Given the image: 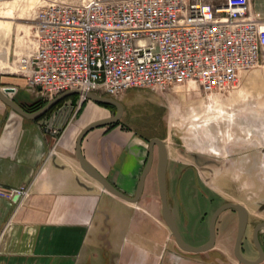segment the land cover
Here are the masks:
<instances>
[{"label": "crops", "instance_id": "1", "mask_svg": "<svg viewBox=\"0 0 264 264\" xmlns=\"http://www.w3.org/2000/svg\"><path fill=\"white\" fill-rule=\"evenodd\" d=\"M253 8L264 19L261 2ZM1 85H13L8 95L26 110L38 99L23 76ZM69 98L78 102L79 95ZM100 108L106 109L86 97L58 135L46 128L48 114L31 118L0 99V185L29 186L24 197L0 196V264H217L215 247L200 253L178 246L153 195V167L136 201L108 191L82 168L76 135L99 114L108 115ZM81 151L119 189L134 194L147 156V141L134 129L92 127ZM219 250L223 264H236Z\"/></svg>", "mask_w": 264, "mask_h": 264}, {"label": "built area", "instance_id": "2", "mask_svg": "<svg viewBox=\"0 0 264 264\" xmlns=\"http://www.w3.org/2000/svg\"><path fill=\"white\" fill-rule=\"evenodd\" d=\"M263 50L264 19L251 0H51L37 9L32 46L17 55L15 70L46 97L81 91L76 104L48 115L46 128L59 135L84 91L115 96L191 81L226 88ZM65 109L72 114L63 120ZM28 192L0 185L3 197Z\"/></svg>", "mask_w": 264, "mask_h": 264}, {"label": "rangeland", "instance_id": "3", "mask_svg": "<svg viewBox=\"0 0 264 264\" xmlns=\"http://www.w3.org/2000/svg\"><path fill=\"white\" fill-rule=\"evenodd\" d=\"M49 1L0 0V80L22 76L15 70V59L31 48L36 11ZM255 1L264 6V0H251L252 6ZM177 84L167 90L129 87L112 96L123 108L121 118L115 123L134 129L147 142L153 137L166 141L171 187L169 204L184 238L190 243L202 244L200 242L207 241L210 235L211 215L221 203L238 201L247 209L256 210L257 202L264 198V50L259 62L242 70L238 79L226 88L207 91L193 81ZM37 94L39 103L56 96L46 97L39 91ZM62 103L77 102L69 97L61 98L44 115L57 111ZM80 106L81 103L70 122L77 117ZM100 109L104 113L109 111ZM65 111L63 120L72 114L68 109ZM201 113H206L212 123L202 116L195 117ZM234 115L240 125L227 128L224 124ZM223 130L224 135L220 132ZM185 165L195 171V174H190L191 169L186 172L190 183L186 188L178 184ZM150 176L153 195L160 202L155 169ZM219 220L216 245L226 249L233 263L245 264L231 253L237 233L236 213L232 207L224 209ZM231 222L229 232H225ZM244 242L245 253L254 255L253 243L246 239ZM214 256L217 264H223L220 254L212 253Z\"/></svg>", "mask_w": 264, "mask_h": 264}, {"label": "water", "instance_id": "4", "mask_svg": "<svg viewBox=\"0 0 264 264\" xmlns=\"http://www.w3.org/2000/svg\"><path fill=\"white\" fill-rule=\"evenodd\" d=\"M15 87L13 85H1L0 86V99H2L6 104H8L10 107L14 108L16 111L20 112L21 114L36 118L41 115H43L51 105H53L56 101L59 99L65 97L66 95L73 94V93H81L79 89H66L53 98L46 101L43 105L40 107L33 109V110H26L22 105H20L18 102H16L11 96H9V92L13 91ZM85 97H88L90 99L96 100L98 102L102 103H112L116 106V112L113 115H105L101 118H98L96 120H93L83 126L80 131L76 135L75 139V153L78 157V160L80 162V165L82 168L92 177L97 179L102 186L107 189L108 191L123 197L130 201H136L140 197L146 174L151 168L153 155H154V149L153 144L155 143L157 145V166H156V175H157V185H158V192L160 196V205H161V214L163 219H165L167 225L171 229L172 234L175 237V240L178 244V246L185 250V251H192V252H201L208 250L212 248L215 244L216 240V221L218 215L226 208L234 207L238 209L239 211V227H238V236H237V243H236V256L238 259L246 264H257L261 259H251L249 257H246L243 255L239 248L240 240L243 236V233L246 228L247 224V209L245 205L241 204L240 202L236 201H224L221 203L213 212L212 217L210 219V235L207 241H205L202 244H193L187 241L181 230L179 229L178 223L176 221V218L173 214V211L171 209V206L169 204V198H168V185H167V165H168V147L165 140H163L160 137H153L149 139L148 141V149H147V156L145 163L143 165V168L141 170V173L138 177L135 192L133 195H129L119 189L113 182H111L104 174H102L83 154L81 151V139L83 135L92 127L109 124L112 122H115L118 120L122 114V104L121 102L109 95L99 94L92 91H84L83 92ZM255 235L257 237V230L255 231ZM258 242V240H257Z\"/></svg>", "mask_w": 264, "mask_h": 264}, {"label": "flooded vegetation", "instance_id": "5", "mask_svg": "<svg viewBox=\"0 0 264 264\" xmlns=\"http://www.w3.org/2000/svg\"><path fill=\"white\" fill-rule=\"evenodd\" d=\"M103 105H104V107H106L109 110L108 115H113L116 112V106L114 104L105 103ZM120 118H121V116H120ZM119 119L116 120L115 122L119 121ZM115 122H112V123H115ZM147 149H148V142H147ZM153 149H154V155H153L151 167H153V170L155 169V173H156L157 145L155 143L153 144ZM194 156H195V154H194ZM189 169H191L190 174H195V171L192 170L193 169L192 166L185 165V171L181 174V176L179 175V180H178L179 186H181V187L185 186V188L187 186L188 187L190 186V183H188V176L186 177V172H189ZM168 173H169V157H168V165H167V185H168V198H169V189L171 187L169 186L170 179H169ZM195 178H196V176H195ZM180 190L181 189L179 188V191ZM236 202H238V201H236ZM241 204H243V203H241ZM243 205H245V204H243ZM256 206H257L256 210H251V209H247V206L245 205V207L247 209V224H246V228H245V231L243 233V236L240 240L239 248H240L241 252L243 253V255H245L246 257H249L251 259H261L257 264H264V198L261 199L259 202H257ZM232 209L236 213L237 233H236V236H235L234 241H233L234 242L233 246L231 247V250H232L231 253H232L234 258H236L238 261H240L238 259V257L236 256V243H237L238 227H239V211H238V209H236L234 207H232ZM220 214L218 215L217 221H216V240H215V244L213 246V247H215V249L213 251L217 252V253H220L221 251L219 249H222L221 246L217 247V245H216L217 241L219 239L218 223L220 222V220H219ZM231 226H232V222L230 223V226L227 228V230H225V232H229L228 230H230ZM256 230H257V237L255 235ZM245 239L250 240L253 243L254 248L256 249V253L252 256H249L245 253V245H244ZM257 240H258V242H257ZM223 244H225V242H223Z\"/></svg>", "mask_w": 264, "mask_h": 264}, {"label": "bare ground", "instance_id": "6", "mask_svg": "<svg viewBox=\"0 0 264 264\" xmlns=\"http://www.w3.org/2000/svg\"><path fill=\"white\" fill-rule=\"evenodd\" d=\"M192 82V81H191ZM204 115H206V116H204ZM198 116H202V117H204L205 119H206V122H208V123H212V120L208 117V115L206 114V113H201V114H199V115H197V116H195V117H198ZM193 117V116H192ZM214 121V120H213ZM227 123L226 124H224L225 126H227V128H230V127H232V126H239L240 125V121H239V119H237L236 117H235V115L232 117V118H230V120H228V121H226ZM221 132V134L222 135H224L225 133H226V131L225 130H223V131H220ZM228 136V135H227Z\"/></svg>", "mask_w": 264, "mask_h": 264}, {"label": "trees", "instance_id": "7", "mask_svg": "<svg viewBox=\"0 0 264 264\" xmlns=\"http://www.w3.org/2000/svg\"><path fill=\"white\" fill-rule=\"evenodd\" d=\"M73 95H75V93L74 94H69V95H66L65 97H63V98H66V97H69V96H73ZM100 104H105V103H102V102H99ZM44 103H39L38 101H34L32 104H30L29 105V107L27 108L28 110H33V109H36V108H38V107H40L41 105H43ZM44 115V114H43ZM43 115H41V116H39V117H37V118H40V117H42Z\"/></svg>", "mask_w": 264, "mask_h": 264}]
</instances>
